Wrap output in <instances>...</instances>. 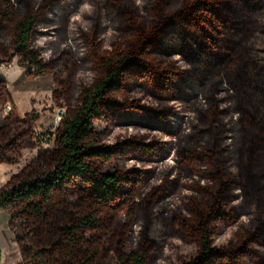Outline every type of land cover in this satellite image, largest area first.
Masks as SVG:
<instances>
[{
  "label": "trees",
  "instance_id": "1",
  "mask_svg": "<svg viewBox=\"0 0 264 264\" xmlns=\"http://www.w3.org/2000/svg\"><path fill=\"white\" fill-rule=\"evenodd\" d=\"M58 1L61 5L70 2ZM49 6L46 4L42 10L29 8L17 15L13 13L11 0H0V16L12 26V46L23 59L20 64L35 75L52 70L51 64L33 48L40 22L50 17ZM98 6L111 11L113 19L118 22L111 49H106L100 39L104 28L101 17L93 18L90 47L101 73L91 85L82 87L78 104L64 114L56 134L57 149L53 151L50 164L45 167L41 164V168L26 175L18 174L0 186V211L8 212V224L12 230L21 220L20 215L14 213L17 205H22V210L35 219L23 218V225L29 227L27 231L22 227L17 234L22 259L16 264L100 263L98 250L91 251L85 245L91 241V235L87 232L77 234V230L83 227L90 230L97 220L90 216L78 226H68L64 231L67 234L64 241L61 237L50 236L56 227L64 228L61 215H54L50 209L60 203L58 191L63 192L74 179L86 183L99 204L109 203L120 194L124 177L116 170L105 169L118 155L120 147L98 143L94 121L102 118L114 106L113 101L120 95L119 91L123 92L127 82L125 72L137 75L139 80L149 79V88L154 86L162 93H182L196 108L203 126L194 125V132H185L180 130L177 120L171 121L161 112L158 129L163 128L172 134L179 128L178 134L183 138L191 137L195 132L196 137L208 136L205 142L199 140L200 143L186 148L189 149L187 156L191 157L195 155L194 151H198L210 161L207 166L200 167L205 169L200 174L212 177L210 183H198L206 203L194 211L201 215L197 221L199 226L192 227L198 235L195 264H249L244 257L250 255L253 259L264 249V57L261 52L254 56L249 47L253 34L264 33V29H257L264 25V0H147L143 5L136 0H106L104 6ZM177 52L185 62L173 57ZM2 56L4 54L0 50V58ZM175 76L178 78L173 80ZM227 95L235 98L234 102L231 101L232 108L239 111L242 108L240 117L226 118L231 108V105L223 103ZM168 104L170 113L178 117L182 114V106L177 102ZM148 118L151 119L152 114ZM196 119L193 118V122ZM230 120L236 126L234 130L243 145L239 164L228 161L229 150L233 146L227 134ZM204 122H210V125L204 128ZM6 128L7 124L0 127V164L11 162L9 154L15 152L17 143L16 139L9 138L10 132ZM160 144L156 147L149 144L143 147V152H160L163 150ZM149 147L151 150L145 149ZM210 185L211 191L207 189ZM212 195L214 202L210 201ZM236 201L245 202L248 207L262 206L259 224L251 235L247 234L252 237L250 243L247 244L250 240L247 239L244 240L245 245L237 248L217 249L213 244L215 233L211 227L216 224L217 215L222 218L223 210L230 217L238 214L241 209L238 203L234 204ZM47 210L53 218H48ZM258 234L259 240L255 239ZM79 242L84 244L78 245ZM250 245L251 250L248 251ZM119 259L116 264H144L145 261L135 251L121 255ZM254 264L261 262L257 260Z\"/></svg>",
  "mask_w": 264,
  "mask_h": 264
},
{
  "label": "rangeland",
  "instance_id": "2",
  "mask_svg": "<svg viewBox=\"0 0 264 264\" xmlns=\"http://www.w3.org/2000/svg\"><path fill=\"white\" fill-rule=\"evenodd\" d=\"M11 1L13 13L17 15L27 12L29 8L42 10L46 4H50V17L40 22L33 48L43 60L51 64L52 70L35 75L20 64L23 59L12 46V26L0 16V50L4 54L0 58V127L7 124L9 138L17 140L15 152L9 154L11 162L0 164V186L18 174L26 175L41 168V164L44 167L50 164L53 151L57 149L56 134L64 114L78 104L82 87L91 85L101 73L90 47L93 18L101 17L104 28L100 39L106 49H111L118 27L112 12L98 6H104L106 0H70L66 5L59 4L58 0ZM136 1L140 5L147 2ZM258 28L264 29V25ZM249 43L254 56H259L261 52L264 57V33L253 34ZM173 55L185 62L178 52ZM137 77L125 72L127 82L123 92L120 90V95L114 98V106L102 118L94 121L98 143L107 147H120L118 157L115 156L109 162L110 165L105 166L108 171L116 170L124 177L120 194L109 203L99 204L87 184L74 179L63 192L58 191L60 203L50 209L55 212L54 215L60 214L64 223L63 230L56 227L50 236L61 237L65 241L67 234L64 231L68 226H78L84 218L91 216L97 220V224L90 230L89 227L80 228L77 234L87 232L91 235V241L85 245L91 251L98 250L99 264H116L121 255L131 251L143 257L144 264H195L198 258V235L192 227L199 226L197 221L201 215L194 211L206 203L198 183H210L212 177H202L200 174L202 170L205 171L200 167L207 166L210 161L198 151H194L195 155L191 157L187 156L189 149L186 148L200 143L199 140L205 142L208 136L196 137L195 132L191 137H181L178 134L180 130L190 132L194 125L203 127L196 108L182 93H162L154 86L149 88V79L139 80ZM201 99L204 101V97ZM232 100L234 102L235 98L227 95L223 102L231 105L226 113L227 119L241 116L242 108L240 111L236 107L232 108ZM171 101L182 106L179 117L170 113L168 103ZM161 112L171 121L177 120L182 129L177 128L172 134L163 128L158 129ZM150 114L151 119L148 118ZM207 115L212 116L210 113ZM193 118H197L196 122H193ZM203 125L205 128L210 122ZM235 127L230 120L227 134L233 146L229 150L228 161L239 164V152L243 145L236 135ZM160 143L163 145L162 151L143 152V147L149 144L156 147ZM145 149L151 150L150 147ZM163 151L167 152L162 154ZM207 189L211 191V185ZM214 200L212 195L210 201ZM238 201L234 204L238 203L242 211L230 217L223 210L222 218L217 215L216 224L211 227L215 233L213 244L217 249L245 245L244 240L252 238L247 236L248 232L251 235L259 224L262 206L248 207L245 202ZM22 208V205L14 207V213L21 217L15 230L8 224V212L3 210L0 214V240L5 243V256L18 257L19 260L22 259V250L16 241L17 234L22 227L25 231L29 227L23 225V218L35 220ZM50 210L46 214L51 219ZM28 219L27 223L30 224ZM250 221L251 224L247 225ZM255 239H260L259 234ZM247 250H251V245ZM78 255H81L80 251ZM244 258L249 264L257 260L264 264V249L262 254L253 259L250 255Z\"/></svg>",
  "mask_w": 264,
  "mask_h": 264
},
{
  "label": "crops",
  "instance_id": "3",
  "mask_svg": "<svg viewBox=\"0 0 264 264\" xmlns=\"http://www.w3.org/2000/svg\"><path fill=\"white\" fill-rule=\"evenodd\" d=\"M3 210L0 211V214ZM5 229V228H4ZM1 259L0 264H16L19 261L18 257H6L5 256V243L0 240Z\"/></svg>",
  "mask_w": 264,
  "mask_h": 264
}]
</instances>
